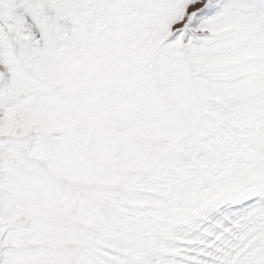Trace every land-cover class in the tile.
Returning <instances> with one entry per match:
<instances>
[{"label": "snow or ice", "instance_id": "1", "mask_svg": "<svg viewBox=\"0 0 264 264\" xmlns=\"http://www.w3.org/2000/svg\"><path fill=\"white\" fill-rule=\"evenodd\" d=\"M0 264H264V0H0Z\"/></svg>", "mask_w": 264, "mask_h": 264}]
</instances>
